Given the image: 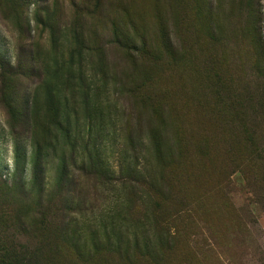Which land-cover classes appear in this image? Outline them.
<instances>
[{
	"label": "rangeland",
	"instance_id": "rangeland-1",
	"mask_svg": "<svg viewBox=\"0 0 264 264\" xmlns=\"http://www.w3.org/2000/svg\"><path fill=\"white\" fill-rule=\"evenodd\" d=\"M257 27L264 0H0V229L39 264H264Z\"/></svg>",
	"mask_w": 264,
	"mask_h": 264
},
{
	"label": "trees",
	"instance_id": "trees-1",
	"mask_svg": "<svg viewBox=\"0 0 264 264\" xmlns=\"http://www.w3.org/2000/svg\"><path fill=\"white\" fill-rule=\"evenodd\" d=\"M207 4H210L208 2ZM199 7V6H198ZM198 11L204 13L205 7L197 8ZM209 14V13H208ZM210 15V14H209ZM254 21L257 22L260 15L259 5L254 9L253 12ZM260 29L257 27V30L253 32V44L256 47V64L254 65V72L256 78L260 81L258 86V93L256 99L253 102V110L259 111L264 118V38L261 35ZM263 143L259 145L256 141H250L249 150L253 153L259 160L258 164H253V171H250L248 174L253 176L256 180L255 185H257L260 193L258 197L261 200H264V134L262 137ZM126 176L127 183L136 188V185L142 183L148 187H151L149 180H146L142 175H131L128 173ZM74 248V246H73ZM38 247L30 248L23 243L13 242L11 236L5 235L4 229H0V264H39V258L36 254ZM40 249V246H39Z\"/></svg>",
	"mask_w": 264,
	"mask_h": 264
}]
</instances>
